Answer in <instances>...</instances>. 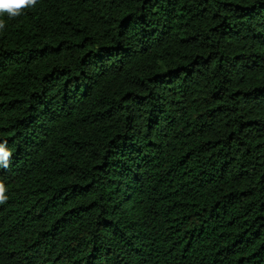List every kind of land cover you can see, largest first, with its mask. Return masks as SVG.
I'll return each mask as SVG.
<instances>
[{
  "label": "trees",
  "instance_id": "1",
  "mask_svg": "<svg viewBox=\"0 0 264 264\" xmlns=\"http://www.w3.org/2000/svg\"><path fill=\"white\" fill-rule=\"evenodd\" d=\"M5 23L0 264H264V0Z\"/></svg>",
  "mask_w": 264,
  "mask_h": 264
},
{
  "label": "clouds",
  "instance_id": "2",
  "mask_svg": "<svg viewBox=\"0 0 264 264\" xmlns=\"http://www.w3.org/2000/svg\"><path fill=\"white\" fill-rule=\"evenodd\" d=\"M38 0H0V30L6 28L5 18L12 19L23 15V10L33 8ZM12 157V150L8 147L7 141L0 142V169H7ZM7 188L0 181V204L7 201Z\"/></svg>",
  "mask_w": 264,
  "mask_h": 264
}]
</instances>
